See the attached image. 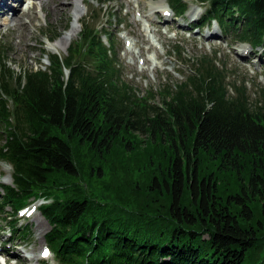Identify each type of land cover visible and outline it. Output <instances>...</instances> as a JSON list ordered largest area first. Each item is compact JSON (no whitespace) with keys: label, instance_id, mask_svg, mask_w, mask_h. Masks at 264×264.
Here are the masks:
<instances>
[{"label":"trees","instance_id":"16d2710c","mask_svg":"<svg viewBox=\"0 0 264 264\" xmlns=\"http://www.w3.org/2000/svg\"><path fill=\"white\" fill-rule=\"evenodd\" d=\"M187 1L168 5L180 17ZM195 1L199 25L264 47V0ZM88 21L45 69L15 73L0 52V214L43 199L57 264H264V89L252 104L202 55L159 100L139 95ZM17 223L9 234L31 235Z\"/></svg>","mask_w":264,"mask_h":264},{"label":"rangeland","instance_id":"374dc122","mask_svg":"<svg viewBox=\"0 0 264 264\" xmlns=\"http://www.w3.org/2000/svg\"><path fill=\"white\" fill-rule=\"evenodd\" d=\"M21 1L16 14L19 18L11 19V11L0 16V52L5 51L7 65L15 73L24 68L45 69L49 65L48 55L54 53L65 57L68 46L78 37L80 21L90 20L89 24L92 21L99 31L103 27L104 30L100 32L112 37L114 56L120 65L123 80L133 90H138L139 95L152 91L158 93L156 100H159V87L185 80L202 55L213 58L218 66L224 63L228 75L226 81L239 80L237 84L245 86L252 104L258 100L259 91L264 89V47H251L247 42H240L233 32L222 31L215 21L204 25L195 23L203 12L201 7L205 9L195 0L187 1V10L182 16H169L166 22L160 8L163 5L169 9L168 0H139L140 3L138 0H51L43 9L40 7L41 0ZM57 2L59 4L55 7ZM10 3L12 7L13 2ZM158 4L161 6L153 14L150 7L155 6L156 9ZM64 6L66 11L62 10ZM75 8L81 12L78 30L66 42L65 34L74 23ZM143 14L150 15L151 19L143 17ZM55 34L60 35L49 42L48 36ZM102 39L109 44L104 36ZM55 42H59V45H52ZM176 46L180 50L178 53L174 51ZM11 172V166L0 161V197L3 193L1 183L11 184ZM41 202L26 204L30 207L25 213L33 209L32 205L37 206ZM12 211L6 207L5 212L0 214V240L5 244L12 239L6 246L9 254L2 255L5 260L10 258L6 264H57L51 253L45 259L40 257L41 249L46 247L44 234L49 224L38 209L29 217H20L18 211L12 217ZM1 216L6 219L3 220ZM10 217L17 219L18 225L28 224L31 235L17 238L14 237L16 234H12L8 239L5 222Z\"/></svg>","mask_w":264,"mask_h":264},{"label":"bare ground","instance_id":"6f19581e","mask_svg":"<svg viewBox=\"0 0 264 264\" xmlns=\"http://www.w3.org/2000/svg\"><path fill=\"white\" fill-rule=\"evenodd\" d=\"M13 2V6L15 5V7H11V3L10 2ZM0 0V16L1 17H3L4 16V14H6V13H8V12H10L11 11V19H17V18H19V17H17V12H18V10L20 9V7H21V3H22V1L21 0ZM49 1H51V0H41V2H40V7L43 9L44 7L46 8V3L47 2H49ZM77 1H81L82 2V0H77ZM138 2H139V0H138ZM140 3V2H139ZM33 4H34V2L32 1V6H33ZM58 2L56 3V5H55V7H57L58 6ZM79 5V4H78ZM77 5V6H78ZM151 5V4H150ZM153 5V4H152ZM156 5V4H155ZM31 5H30V8L32 7ZM160 6H161V4H158L157 6H156V9H155V6H151L150 7V11L154 14L155 12H156V10L158 9V7L160 8ZM62 10L63 11H66V7L64 6L63 8H62ZM160 11L164 14V22H166L167 20H169V16L171 17V16H173V18H176L177 17V15L175 14V12L173 11V9L172 8H167V7H164L163 5L161 6V8H160ZM46 13V12H45ZM81 12L79 11V9L78 8H75L74 9V11H73V21H74V23H73V25H72V27L68 30V32L65 34V41L67 42V41H69L70 39H71V37L73 36V35H75L76 34V32H77V30H78V25H77V22H78V19H79V14H80ZM149 14V13H148ZM13 16H14V18H13ZM143 17H147V18H149V19H151L150 18V15H146V14H143ZM5 20H8V19H5ZM152 21V20H151ZM20 24H21V22H19ZM24 29H25V26H24ZM211 34V33H210ZM210 37V36H209ZM127 40V39H126ZM52 45H56V46H58L59 45V42H55V43H53ZM246 47H247V49H249V47L246 45ZM242 48H243V45H242Z\"/></svg>","mask_w":264,"mask_h":264},{"label":"snow or ice","instance_id":"6c2138e0","mask_svg":"<svg viewBox=\"0 0 264 264\" xmlns=\"http://www.w3.org/2000/svg\"><path fill=\"white\" fill-rule=\"evenodd\" d=\"M44 255H47V251L45 250V253H44Z\"/></svg>","mask_w":264,"mask_h":264}]
</instances>
